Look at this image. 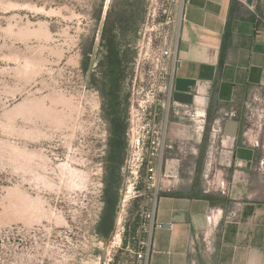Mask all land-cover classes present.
<instances>
[{"label":"rangeland","instance_id":"rangeland-1","mask_svg":"<svg viewBox=\"0 0 264 264\" xmlns=\"http://www.w3.org/2000/svg\"><path fill=\"white\" fill-rule=\"evenodd\" d=\"M184 2L0 0V264H130L159 172L190 177L192 162L208 155L207 118L171 101ZM105 17L121 21L119 81L100 64ZM116 119L124 128L117 186ZM168 175L158 193L175 180Z\"/></svg>","mask_w":264,"mask_h":264},{"label":"crops","instance_id":"crops-1","mask_svg":"<svg viewBox=\"0 0 264 264\" xmlns=\"http://www.w3.org/2000/svg\"><path fill=\"white\" fill-rule=\"evenodd\" d=\"M261 16L260 0L184 2L171 101L194 116L205 114L207 151L218 149L217 168L227 193L204 190L207 155L192 162L190 177L181 176L184 170L165 172L175 180L157 193L154 216L162 227L152 231L147 264H264V176L254 170L259 149L242 144L249 88L264 86ZM219 119L222 132L214 138ZM234 207L237 218L226 221L224 215ZM208 229L212 254L204 250Z\"/></svg>","mask_w":264,"mask_h":264},{"label":"built area","instance_id":"built-area-1","mask_svg":"<svg viewBox=\"0 0 264 264\" xmlns=\"http://www.w3.org/2000/svg\"><path fill=\"white\" fill-rule=\"evenodd\" d=\"M260 6L262 10L261 21L263 23V28L259 29V32L264 34V0H260ZM173 52V51H171ZM171 55V53L169 54ZM173 55V70L176 63V52L172 53ZM173 75V71H172ZM178 107V106H177ZM179 108V107H178ZM195 117H197L195 115ZM201 121H204L205 114L201 115ZM222 132V121L221 119L214 122V127L212 128V134L214 138H217ZM138 142V141H137ZM139 143V142H138ZM155 144V141L152 142ZM242 144L250 148L259 149V155L257 157L254 170L259 176H264V86L262 84H253L249 88L248 96L245 101V124L242 128ZM156 145H160V142L157 141ZM217 147L214 146V149H210L207 155L206 167L203 172L204 178V190L210 192L212 190L218 191L221 194L227 193V184L224 178L221 177L218 171V157H217ZM152 153V152H151ZM147 167L149 171H153L152 161L147 162ZM166 174L162 175L159 172L157 176V188L156 194L158 193L159 186L164 185L166 181ZM155 211V210H154ZM154 211L148 215V221L146 224V237L144 241L140 243L138 249L133 251L134 256L130 264H147L148 255L151 250V235L154 228H161L162 223L155 221ZM238 216V209L233 208L228 211L224 218L226 221H234ZM209 222V229L212 228L213 216L210 214L207 216ZM207 230L204 234V250L207 254H212L214 251V240L211 232ZM191 264H196L191 262Z\"/></svg>","mask_w":264,"mask_h":264},{"label":"trees","instance_id":"trees-1","mask_svg":"<svg viewBox=\"0 0 264 264\" xmlns=\"http://www.w3.org/2000/svg\"><path fill=\"white\" fill-rule=\"evenodd\" d=\"M120 19L117 18L112 21H108L105 17L104 22L101 27L100 37L102 44L105 47V55L100 64L103 63V77H110L111 80L119 81L124 77L123 72V62L124 56L122 51V46L124 43V38L122 33V28L120 27ZM93 46V45H92ZM92 46L89 49L84 50L83 59L81 60V68L83 71H87L90 66V56L92 53ZM113 137L112 147L109 156V169L114 180L112 181L115 186L120 184V167L122 164V159H120V153L123 149L122 133L124 128L121 123L116 119L113 121ZM112 180V179H111ZM111 182V181H110ZM108 232V230H106ZM106 232V233H107Z\"/></svg>","mask_w":264,"mask_h":264},{"label":"bare ground","instance_id":"bare-ground-1","mask_svg":"<svg viewBox=\"0 0 264 264\" xmlns=\"http://www.w3.org/2000/svg\"><path fill=\"white\" fill-rule=\"evenodd\" d=\"M196 116L200 117L201 115H198V114H197Z\"/></svg>","mask_w":264,"mask_h":264}]
</instances>
